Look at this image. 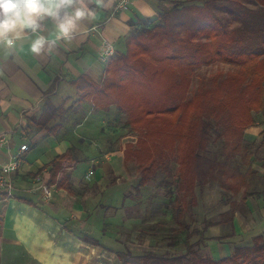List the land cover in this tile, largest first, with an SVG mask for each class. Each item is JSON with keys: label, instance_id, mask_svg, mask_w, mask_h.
I'll list each match as a JSON object with an SVG mask.
<instances>
[{"label": "crops", "instance_id": "obj_1", "mask_svg": "<svg viewBox=\"0 0 264 264\" xmlns=\"http://www.w3.org/2000/svg\"><path fill=\"white\" fill-rule=\"evenodd\" d=\"M122 1L112 0L107 8L97 7L94 18L80 25L74 39L58 41L57 49L51 54L35 56L31 53L30 43L34 37L16 41L12 50L0 46V137L6 138L15 154L22 144L30 147L23 154L22 167L15 175L14 196L0 195V264H120L117 254L124 253L132 234H138L140 230L141 220L127 215L129 199H125L121 186L109 191L108 184L98 178L92 183L83 181L90 168L84 176H77L76 169H73L70 187L58 189L53 186V199L43 201L40 193L34 192L35 178L42 175L49 182L48 165L54 157L66 152V148L49 155L46 162L37 160L31 163L29 155L34 143L38 145L40 140L32 138L30 144L24 140V137L42 139L46 136V132L33 128V121L42 115L40 105L57 78L72 81L86 75L96 83H102L106 74V65L99 58L103 43L109 41L116 51H120L125 48L135 22L153 19L174 7V0H128L127 9H118ZM47 29L45 35L55 39L57 33L52 22L47 24ZM58 91L63 92V88ZM62 108L68 111L67 114L54 120L52 125L62 126L61 135H66L71 132L68 128L77 124L74 121L81 113H75L73 106ZM34 111L37 114L34 115ZM27 124H30L29 129ZM262 130L260 125L249 128L245 132V141H262L259 137ZM112 155H108L105 162L97 161L103 176L108 177L115 172L116 177L124 178L106 165ZM8 158L0 146V165L5 164ZM122 168L124 172V164ZM253 183L257 182L252 177L250 185ZM262 188L257 191H264V184ZM101 205L112 210L113 214L104 208L99 210ZM241 206L234 215H230L232 223L217 213L216 221L223 220V224L212 227L208 233L212 238L208 252L213 258L231 256L235 247L251 245L253 238L264 236V194L249 197ZM230 209L229 205L220 212H229ZM107 224L111 225L108 232L104 229ZM222 236L226 239L218 241L217 238ZM87 238L99 241L102 248L86 242Z\"/></svg>", "mask_w": 264, "mask_h": 264}, {"label": "rangeland", "instance_id": "obj_2", "mask_svg": "<svg viewBox=\"0 0 264 264\" xmlns=\"http://www.w3.org/2000/svg\"><path fill=\"white\" fill-rule=\"evenodd\" d=\"M206 4L205 9L207 10H204L202 7ZM168 11L169 20L166 26L164 25L162 28L158 26L153 31L154 39L150 42V45L154 49L169 47L171 48L170 53H173L175 50L174 46L177 43L188 42L190 39L197 45L207 46L210 42L207 35L203 33V30L213 23L212 16H214L233 34V42L229 48L231 54L239 56L256 53L264 58V8L255 0H213L209 4L205 0L201 2L174 0L173 10L169 9ZM158 17L159 15L153 19L157 22ZM153 48L152 50L155 51ZM118 52L125 53L126 50L122 48ZM117 58L118 54H116L113 62ZM144 65L149 66L150 62L145 61ZM256 79L257 75L250 66H242L219 59L210 65H204L191 70L187 68L179 69L178 67L173 70L171 68L168 75L156 84H153L151 88H149L150 81L149 84H146L147 89L143 87L144 84L137 82L125 84L121 91H117V93H120V96H117V101L121 105H130L129 103L137 105V102L141 104L144 98L147 97L149 99L150 92L148 89L158 88L159 83L160 87L164 88L166 87V83H168L169 86L177 90L180 89L179 93L177 91H172V93L184 94L182 98L188 102H198V105L196 102L195 106L182 112L179 124L172 123L166 125L159 123L152 127L154 133L151 137H165L162 141L164 146L162 148L161 173L155 182L151 183L148 188L143 189V193L148 194L149 197L147 201H144L147 206L142 207L143 209L139 205L140 200L143 199L142 193L138 194L136 190H131L132 194L130 195H136L134 199L137 202L132 199L128 200L127 209H130L127 211V215L138 217L141 220V224L139 225L140 231L147 232L142 235L131 231L133 234L130 237V241L136 246L133 247V243L129 241L127 243V250L134 253L174 250L168 246V243L175 229L179 227V223L171 219L169 215L167 216L163 213L168 187H162L160 182L165 181L170 183L175 180L178 167L176 153L178 145L177 142H174L175 146L172 147L171 138L169 137H178V133L180 136L181 133L190 128L189 124L191 121L200 130L201 122L216 118L215 122L211 121L215 130H222L225 133L223 137L225 144L222 145L218 140H214L210 152L206 154L207 157L203 161V168L207 175L206 184L208 185L203 197L204 199L200 198L198 201L200 205L195 210L197 220L193 224L194 227H201L203 225L205 210H207L210 219H215L216 213L220 208L219 203L221 198H223V193L230 194L237 201H240L246 190L263 189L264 172H262V166H264V148L257 153L256 149H251L247 144L240 145L237 142V137L232 134L233 127L231 126V124L237 125L241 122L238 121L241 117L243 119L246 118L247 111H243V100L240 98L246 94L247 88ZM60 88H63V92L58 91ZM52 92L53 90L49 92V95L44 97L40 105L42 112L47 104L55 107L62 105L65 109L73 106L75 113H84L86 116L77 128L76 125H71L68 128L71 132H67L68 134L66 133V135H61L62 126H60L56 129L57 133L46 135L42 139L40 137H24L25 142L29 144L32 143V138L40 140L38 145L32 148L29 161L31 163H36L37 160L46 162L49 155L56 154V152L59 153L63 147L67 150L71 146H75L82 152L84 159L76 166V175L84 176V173L89 168L95 173L89 180L84 176L82 178L84 182L92 183L99 179L104 184L110 183L113 179L112 176L116 175V173L114 172V174L104 177L103 170L100 169L97 161H100L99 163L105 162L107 156H111L112 154L115 155H112L106 165L109 168L113 167L124 176L123 180H127L129 178L128 172L126 170L123 172L122 168V150L120 151V146H116V144L112 146L111 143L120 137H123V141L125 140V142L135 140L142 136V134L139 132L130 133L128 130H123L121 126L117 130V133L114 134V129L110 128V123L116 116L118 104L117 106L113 105L107 113L95 110L93 104L90 102H81V92L79 93L73 87L72 81L67 78H61L60 82L57 83V87H55V92ZM117 93L116 95H118ZM172 93L170 92L171 96ZM33 114L35 115L37 112L34 111ZM77 115L79 116L80 114ZM256 119L259 121L261 128L264 129V112L257 114ZM127 121L128 118L125 116L124 122ZM216 124L220 127H217ZM229 125L231 128L227 130ZM26 128L29 129L30 124H27ZM234 132L235 134L237 133L236 131ZM259 137L261 136L259 135ZM16 142L19 143V141ZM135 165V163H132L129 166V173L133 178L137 176ZM92 167L97 170V174L96 170L92 169ZM252 177H255L257 183L250 185ZM131 183L129 182L126 186L129 187ZM119 187L120 185H116L108 189L109 191H114L113 188ZM202 204H205L206 207H203ZM99 210L103 211V208ZM107 212L110 215L113 214V211L110 209ZM228 217L225 218L228 219ZM104 223L105 220L102 221V226ZM147 233H152L154 235L152 236L153 238L149 236L150 234L147 235ZM99 235L100 233H98V237ZM123 254L126 255L125 252ZM122 256L119 259H122Z\"/></svg>", "mask_w": 264, "mask_h": 264}, {"label": "trees", "instance_id": "obj_3", "mask_svg": "<svg viewBox=\"0 0 264 264\" xmlns=\"http://www.w3.org/2000/svg\"><path fill=\"white\" fill-rule=\"evenodd\" d=\"M201 1L191 0V2ZM205 1L209 4L213 0ZM255 1L264 8V0ZM206 6L207 4L202 8L207 10L205 9ZM212 19L213 23L203 30V33L207 35L210 42L207 46L197 45L190 39L188 42L177 43L174 46L175 50L173 53H170L171 48L169 47L154 49L150 45V42L154 39L153 31L158 26L162 28L168 23L169 11L162 12L157 18V22L155 19L139 20L132 25V32L126 40V52L119 53L116 51V54H118L117 60L113 62L115 54L114 58L108 64H105L106 74L101 85H98L92 78L86 75L72 80L73 87L82 94L81 102H90L93 104L95 110L107 113L113 105L117 106L118 104L116 116L110 123V128L114 129V134L117 133L120 126L123 130H128L130 133L139 132L142 134V136L135 140L125 142V140L123 141V137H120L111 143L112 146L115 144L116 146H120L119 149L123 153V164L129 178L123 180L121 177L114 175L112 176V181L108 183V187L116 185L123 187V190L126 191L124 196L126 200L132 199L137 202L134 199L136 195H132L133 197L130 195L132 194L131 190H136L138 194L142 193L143 199L139 202L140 207L147 206L144 201L149 199L148 194L143 193V189L148 188L151 183L155 182L161 173L162 148L164 146L162 141L165 137H151L154 133L152 127L159 123L166 125L172 123L179 124L182 112L195 106L197 101L188 102L182 98L184 94L172 93V91L179 93L180 89L177 90L169 86L168 83H166V87L162 88L159 83L158 88L148 89L150 97L149 99L147 97L144 98L141 104L137 102V105L132 103H129L130 105H121L117 101L120 96V93H117V91H121L125 84L139 82L140 84H144L143 87L147 89L146 84H149L150 81L149 88H151L153 84H156L168 75L171 68L173 70L176 67L191 70L204 65H210L219 59L242 66H250L257 75V79L247 88L246 94L240 98L243 100V111H247V116L245 119L241 117L238 120L241 122L237 125L231 124L233 127L232 134L237 137V142L240 145L247 144L251 149H256L257 153L264 148V129L260 133L263 140L259 143H248L244 139L245 132L249 128L259 125L256 115L264 112V58L256 53L239 56L231 54L229 48L233 42V34L224 27L220 20L214 18V16H212ZM139 29L142 30L138 31ZM145 61H149L150 65L145 66ZM60 79H56L51 89L53 90L52 93L55 92V87H57ZM49 92L46 93L45 97L50 94ZM67 112L62 107L47 104L40 118L34 119L33 122L35 124L33 128L46 132V135L55 134L57 133L56 129L60 126L57 124L52 125V122L64 117ZM85 116L86 114L83 113L77 116L74 121V123H77L76 126L85 119ZM125 116L128 118L127 122H124ZM211 121L215 122L216 118L201 122L200 130L191 121L189 124L190 128L186 129L180 136L178 133V137H169L171 138L172 147L175 146L174 142H177L178 145L176 147L178 159L177 174L173 182L161 181L160 184L162 187H168L163 213L167 216L169 215L171 219L179 223V227L175 229L168 243V246L174 250L134 253L127 250L126 245L124 251L126 255L123 253L117 254L120 264H264L263 235L253 238L251 245L235 247L231 256L222 259H215L208 252V244L212 239L208 234L209 230L214 226L223 224V220L221 222L216 221L218 215L222 219L229 215V222L232 223L230 215H234L235 211L241 208V204H245V200L249 197H260L264 194V191L256 190L252 192L246 190L239 202L232 195L223 193V198H221L219 203L218 215L216 213L215 219H210L207 210H205L203 225L201 227L193 226L197 220L195 210L200 205L198 201L205 196L208 185L206 184L207 175L203 168V161L207 157L206 154L210 152L214 140H218L222 145L225 144V141H223L225 133L222 130H215ZM217 127L220 126L217 125ZM230 128L229 125L227 130ZM234 131L237 133L235 134ZM35 146H37L36 142L33 147ZM82 160H84L83 154L75 146H71L63 154L54 157L48 165L50 168L48 184L56 186L58 189H68L73 169ZM132 163L136 164L137 176L135 178L131 177L129 173V166ZM129 182L132 183L127 187L126 185ZM229 205L231 208L229 212H220ZM202 206L206 207L205 204H202ZM101 208L106 209V212L109 210V208L104 206ZM108 228L110 229L111 225H106L104 228L106 232H108ZM146 232L138 230V233L142 235ZM147 235L150 237L154 236L152 233H147ZM225 239L226 237L224 236L217 238L218 241ZM86 242L102 248L99 241L95 239L87 238ZM130 242L133 243L132 241ZM133 245L135 244L133 243ZM121 255H123L122 259H119Z\"/></svg>", "mask_w": 264, "mask_h": 264}, {"label": "clouds", "instance_id": "obj_4", "mask_svg": "<svg viewBox=\"0 0 264 264\" xmlns=\"http://www.w3.org/2000/svg\"><path fill=\"white\" fill-rule=\"evenodd\" d=\"M112 0H0V46L14 49L24 37L31 39L35 56L53 53L58 41H71L80 25L94 18L97 7L107 8ZM52 22L56 38L45 33Z\"/></svg>", "mask_w": 264, "mask_h": 264}, {"label": "built area", "instance_id": "obj_5", "mask_svg": "<svg viewBox=\"0 0 264 264\" xmlns=\"http://www.w3.org/2000/svg\"><path fill=\"white\" fill-rule=\"evenodd\" d=\"M129 1L123 0L118 9H127ZM116 54V47L109 41L103 43L99 58L104 64H108ZM0 146L3 147L9 160L0 165V195L7 198H12L15 193V175L18 173L23 164V154L29 151L30 147L27 144H22L17 154L13 150L4 136L0 137ZM95 175L91 170L86 174V179H91ZM34 192H39L43 201L48 202L54 197V188L45 181L42 175L35 178Z\"/></svg>", "mask_w": 264, "mask_h": 264}]
</instances>
